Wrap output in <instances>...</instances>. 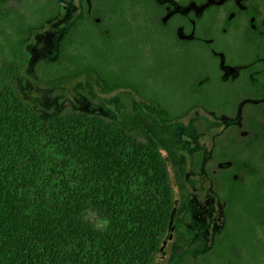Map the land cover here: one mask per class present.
I'll return each instance as SVG.
<instances>
[{
    "label": "trees",
    "instance_id": "obj_1",
    "mask_svg": "<svg viewBox=\"0 0 264 264\" xmlns=\"http://www.w3.org/2000/svg\"><path fill=\"white\" fill-rule=\"evenodd\" d=\"M137 1L92 0L86 17L61 37L57 59L39 67L41 83L24 74V44L33 30L57 19L61 3L0 0V264H157L174 209L168 161L178 196L186 178L175 120L197 106L200 80L210 76L214 94L222 86L214 74H194L187 65L183 95L171 91L185 109L173 101L168 109L166 96L151 85L147 57L148 50L162 56L163 41L150 17L133 14ZM144 8L138 12L149 11ZM251 72L244 71L239 82L248 86ZM82 77L90 93L122 91L130 106L134 94L154 105H145V114L119 108L105 115L46 112L57 89ZM255 81L264 82V72ZM205 94L210 98L209 90ZM261 119L264 111L249 120L253 136L231 138L232 166L220 174L219 193L227 204L222 236L208 255L170 264H264ZM246 253L255 263H248Z\"/></svg>",
    "mask_w": 264,
    "mask_h": 264
},
{
    "label": "flooded vegetation",
    "instance_id": "obj_2",
    "mask_svg": "<svg viewBox=\"0 0 264 264\" xmlns=\"http://www.w3.org/2000/svg\"><path fill=\"white\" fill-rule=\"evenodd\" d=\"M89 1L90 3L92 2V0ZM89 1L84 0L85 9L86 5L90 4ZM205 4L204 0H142L135 2L133 6V14L136 17L142 15L151 18L150 25L156 26L154 31L157 32L159 39L163 41L164 56L148 50L147 57L151 64L150 68L153 76L151 85L156 86L158 93L166 96L162 100L168 109H170L172 101L179 102V107L183 108L185 106V103L182 102L183 99H171V91L178 92L181 96L183 95L182 89L187 85L186 76L184 75L188 69L187 65L190 72L194 74H214L215 80H220L222 86L220 89L221 93L217 94L215 91L214 94L209 83L210 76L200 80L197 86L202 90H200L201 92L199 91L202 98L200 101L195 102L197 106L191 112L175 120V133L176 140L181 145L179 167L183 165L186 171L184 186L178 196L179 211L181 202L185 199L182 190L188 187L187 180L190 177V172L188 171L189 163L183 158V145L178 139L177 122L189 117L196 110H200L205 114L213 113L215 119L221 120V124H218L219 129H215V135L218 136L219 130L222 134L217 137L213 145L214 159L211 161V165L212 169L217 171L218 188L215 190V194L218 201L225 207L223 228L213 239L211 249L202 256L194 260L188 256H174L172 258L169 256L171 244L174 243L177 234H184V229L183 233L176 231L177 227L180 226L177 225L176 215L175 230L170 238H167V231L161 253L157 257V264H170L174 259L182 258H188L191 262H194L208 255L213 250L215 240L222 236L226 224L227 204L221 198L219 191L223 188L220 179L221 172L232 166L231 160L228 159L231 156H228L227 153L228 147L230 148L231 145V138L246 140L253 136L254 133L249 120L256 118L258 112L264 111V82L258 83L255 81L256 73L264 72V0H247L243 2L226 0L209 5ZM88 7L90 8L89 5ZM140 7H147L149 11L138 12ZM197 8H201V10H197ZM85 9L83 18L79 20L86 17L85 12L87 10L85 11ZM243 57H253L254 60L248 64H239L244 62L242 60ZM256 63L260 64V66L252 67ZM248 69L252 70L249 75L251 82L246 86L239 81L242 73ZM161 73L165 74L164 81ZM158 79L160 81L157 82ZM191 79L194 81L196 76L191 77ZM178 81L182 82L178 83ZM188 84H191V82ZM241 86L242 88H240ZM208 90L210 91V98L205 94ZM213 95L216 98H211ZM230 95H236V97H231ZM131 103V106L141 105L144 107L141 113L138 112V109H130L138 114L146 113L145 105H154L153 102L145 101L137 94L133 95ZM206 103H221L224 106L223 108H218ZM182 108H178L177 111L181 112ZM224 118L230 121V125L223 121ZM260 121L264 122L263 119ZM198 127L202 129L201 125ZM250 149V147H246V159L249 164H253L254 161H251L249 157ZM202 159H204L203 154L197 153L194 169L200 170ZM180 227L183 228L182 226ZM259 233L261 235L260 230ZM184 245V240L177 243L179 247ZM245 255L248 263H255L250 254L246 253ZM262 261L259 259L257 263L261 264Z\"/></svg>",
    "mask_w": 264,
    "mask_h": 264
},
{
    "label": "rangeland",
    "instance_id": "obj_3",
    "mask_svg": "<svg viewBox=\"0 0 264 264\" xmlns=\"http://www.w3.org/2000/svg\"><path fill=\"white\" fill-rule=\"evenodd\" d=\"M204 1L205 5H209L226 0ZM59 2L61 9L57 19L42 29L33 30L30 38L24 44L26 61L24 74L34 76L41 83L43 75L38 72L39 67L57 59L61 37L70 30L77 20L84 16V0H59ZM90 4L88 5L90 6ZM197 10H201V8H197ZM130 61L132 62V60ZM161 77L164 81L165 74L161 73ZM85 83L86 79L82 77L68 83L62 89H57L50 96L51 104L49 108L45 109L46 112L57 113L65 109H83L87 112L105 115L111 114L110 110L117 108L129 110L134 108L138 109L140 113L144 110L141 105L130 106L127 104L125 101L128 98L122 94V91L109 95H97L85 89ZM35 98L37 102L42 99L38 89H36ZM223 121L230 125V121L226 118ZM220 122L221 120L215 119L213 113L205 114L200 110H196L189 117L177 122L178 139L183 145V158L189 163L190 177L187 180L188 187L182 190L185 199L181 202L177 214V225L183 227L184 234H177L174 243L171 244L169 256L172 258L188 256L194 260L202 256L211 249L213 239L223 228L225 207L216 197L217 171L212 169L211 165V161L214 159L213 145L217 137L222 134L219 130L218 136L215 135V129H219ZM200 125L202 129H199ZM197 153H202L204 157L200 170L194 169ZM95 218V215L89 216L92 221H95ZM181 240L185 241V245L179 247L177 243Z\"/></svg>",
    "mask_w": 264,
    "mask_h": 264
},
{
    "label": "water",
    "instance_id": "obj_4",
    "mask_svg": "<svg viewBox=\"0 0 264 264\" xmlns=\"http://www.w3.org/2000/svg\"><path fill=\"white\" fill-rule=\"evenodd\" d=\"M168 174H169V182L172 186V192L174 195V209L171 215V220L169 224V229H168V237L170 238L172 236L173 231L175 230V222H176V215L179 207V199H178V193L176 192V181L174 178L173 170H172V165L169 162L168 163Z\"/></svg>",
    "mask_w": 264,
    "mask_h": 264
}]
</instances>
